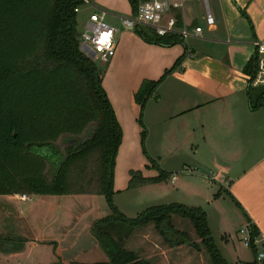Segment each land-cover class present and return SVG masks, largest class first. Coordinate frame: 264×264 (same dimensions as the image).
I'll use <instances>...</instances> for the list:
<instances>
[{
    "label": "trees",
    "instance_id": "1",
    "mask_svg": "<svg viewBox=\"0 0 264 264\" xmlns=\"http://www.w3.org/2000/svg\"><path fill=\"white\" fill-rule=\"evenodd\" d=\"M128 2L134 13L139 0ZM83 4L84 0H0V197L103 195L112 213L95 220L91 234L106 253L107 261L68 264H153L125 248L124 241L147 224H153L164 236L167 230L175 232L172 215L191 223L212 264H226L210 237L206 215L200 207L160 204L129 218L112 203L113 169L122 134L102 86L100 72L80 48L75 8ZM175 16L180 25L181 14L175 11ZM133 30L149 43L185 45L184 39L176 34L158 35L144 26ZM185 54L159 79L143 80L134 94L135 102L140 105L138 123L142 127V151L159 172L155 177L130 172L129 186L159 181L171 174L147 153L142 113L146 101L155 96L160 81L180 65ZM254 66L253 53L243 72L250 74ZM246 92L250 108H261L264 86L253 87L248 83ZM89 128L85 138L68 144L61 154L55 145L57 139L62 135L79 137ZM48 167L52 171L50 177L46 173ZM247 223L251 237L249 247L255 258L258 248L252 238L259 232L251 221ZM2 237L7 242L22 239L0 235L2 250H6L2 247ZM261 248L264 249L263 244ZM250 264L264 262L254 259Z\"/></svg>",
    "mask_w": 264,
    "mask_h": 264
},
{
    "label": "crops",
    "instance_id": "2",
    "mask_svg": "<svg viewBox=\"0 0 264 264\" xmlns=\"http://www.w3.org/2000/svg\"><path fill=\"white\" fill-rule=\"evenodd\" d=\"M196 1L182 0L181 11L176 10L186 26L202 28V38L188 37L185 45L146 42L109 15L119 21L107 20L116 28V48L109 60V82L103 85L122 134L115 162L121 159L125 180H129L134 163L130 150L138 146L135 141L140 144L142 130L134 94L143 80L159 79L186 53L143 107L147 153L172 175L179 172L167 166L172 158L182 170L201 167L207 184H217L227 192L244 224L251 221L255 225L264 245V109L250 108L243 72L254 53L253 42L264 36V0H211L210 4L208 0L215 18L212 26L206 24L205 10L201 12ZM97 7L113 15L126 11L117 0L104 6L91 2L92 9ZM127 11L131 13L130 5ZM118 183L114 181V187ZM24 195L26 199L21 201L30 198ZM1 198L7 213L27 225L13 203L5 201L11 196Z\"/></svg>",
    "mask_w": 264,
    "mask_h": 264
},
{
    "label": "rangeland",
    "instance_id": "3",
    "mask_svg": "<svg viewBox=\"0 0 264 264\" xmlns=\"http://www.w3.org/2000/svg\"><path fill=\"white\" fill-rule=\"evenodd\" d=\"M108 1L110 0H84V4L79 7L76 14L79 35L83 31L85 18L94 11L91 2L104 6ZM117 2L118 5H124L126 10L119 11V14L129 16L128 0H117ZM210 2L211 0L209 4ZM196 5L201 12H204L203 0L196 1ZM106 20L119 24L117 19L110 16H107ZM91 59L100 72L102 86L108 84L109 62L101 65L96 58ZM89 132L90 128L76 138L62 135L55 145L63 155L68 144L85 138ZM135 143L138 146L130 150L131 156L134 157L131 172H139L141 177L157 176L159 170L152 167L149 158L143 154L141 144L138 141ZM120 162H115L113 169V184L116 180L117 183L119 180V183L116 185L117 188L113 185L112 203L125 216L134 218L147 207L160 204L180 203L200 207L205 212L210 237L226 264H250L254 261V253L244 244L245 233L239 232L240 228L246 226L240 211L224 189L217 184H210L211 186L207 184L208 180L206 182V178L201 175L203 172L201 167L195 169L189 166L182 170L183 167L172 158L166 163L167 166L179 170L175 172L173 182L171 181L173 173H171L168 178L159 181L129 186V180H125L124 176L125 167ZM140 164H142L141 171L137 168ZM46 173L49 177L52 175L50 167L47 168ZM121 183L125 184L122 189L119 187ZM27 195L30 198L26 201H21L14 195H6L11 198L5 199L13 203L20 215L26 219L27 225L24 224L25 222L15 221L12 214L7 213L8 209H4L6 202L0 197V235L22 237L11 242H7L2 237V247L7 251L0 247V264L107 261L106 253L91 234L93 222L112 213L103 195L68 194L43 197L36 194ZM172 224L175 232L167 230L165 236L161 235L153 224H147L126 238L124 246L138 257L150 260L153 264H212L209 253L201 244L191 223L187 219L172 215ZM184 239L188 241L180 244L179 242Z\"/></svg>",
    "mask_w": 264,
    "mask_h": 264
},
{
    "label": "built area",
    "instance_id": "4",
    "mask_svg": "<svg viewBox=\"0 0 264 264\" xmlns=\"http://www.w3.org/2000/svg\"><path fill=\"white\" fill-rule=\"evenodd\" d=\"M87 1V0H85ZM205 3V22L208 26L215 23V18L210 12L208 0ZM183 6L182 0H139L136 11L129 16L113 15L109 11L101 8H95L90 12L83 25V31L79 35L80 46L84 45L94 52L95 57L101 65L106 64L115 54L116 28L111 25L106 17L116 16L120 25L124 29L133 30L136 26L149 27L158 35L176 34L182 39L188 37L202 38V28L200 26H186L184 22L179 25L175 16V11ZM79 11V8H75ZM255 54V66L250 74H246L248 83L255 87L264 86V36L253 42ZM261 108H264V100ZM172 181L175 175L171 177ZM25 200L24 194L19 197ZM239 232L245 233L244 244L249 247L251 242L250 226L246 223ZM252 243L258 248L255 259L258 262H264V249L258 236L252 238Z\"/></svg>",
    "mask_w": 264,
    "mask_h": 264
},
{
    "label": "water",
    "instance_id": "5",
    "mask_svg": "<svg viewBox=\"0 0 264 264\" xmlns=\"http://www.w3.org/2000/svg\"><path fill=\"white\" fill-rule=\"evenodd\" d=\"M81 50L86 53L90 58H94L95 57V54L94 52H92L90 49H88V47L82 45L80 46Z\"/></svg>",
    "mask_w": 264,
    "mask_h": 264
}]
</instances>
